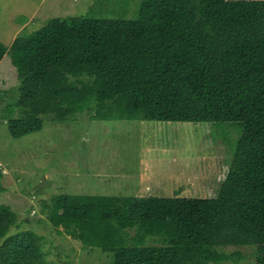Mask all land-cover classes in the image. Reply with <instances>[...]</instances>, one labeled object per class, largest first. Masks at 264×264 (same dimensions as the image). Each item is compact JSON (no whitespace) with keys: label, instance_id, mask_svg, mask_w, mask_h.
Returning a JSON list of instances; mask_svg holds the SVG:
<instances>
[{"label":"trees","instance_id":"1","mask_svg":"<svg viewBox=\"0 0 264 264\" xmlns=\"http://www.w3.org/2000/svg\"><path fill=\"white\" fill-rule=\"evenodd\" d=\"M8 52L20 83L5 109L14 139L47 115L85 111L242 130L216 198L60 195L46 207L58 234L112 264H236L243 256L226 249L244 246L264 264V0H144L132 20L52 19L10 49L0 41V62ZM2 182L0 170V196ZM17 225L0 206V264H49L45 238L10 235Z\"/></svg>","mask_w":264,"mask_h":264},{"label":"rangeland","instance_id":"2","mask_svg":"<svg viewBox=\"0 0 264 264\" xmlns=\"http://www.w3.org/2000/svg\"><path fill=\"white\" fill-rule=\"evenodd\" d=\"M143 1L0 0V41L10 49L17 37L38 31L52 19L132 20ZM19 85L8 52L0 62V170L5 189L0 206L18 216L10 235L33 231L45 238L49 264L113 263L111 254L85 250L79 241L57 233L47 217L53 198H216L242 134L229 123L95 121L93 113L85 111L65 122L47 115L41 131L14 139L5 109L19 98ZM148 243L158 245L154 239ZM226 252L243 256L236 264H256L252 246Z\"/></svg>","mask_w":264,"mask_h":264}]
</instances>
